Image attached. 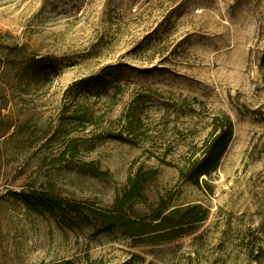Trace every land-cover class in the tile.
I'll return each mask as SVG.
<instances>
[{"label":"rangeland","instance_id":"obj_1","mask_svg":"<svg viewBox=\"0 0 264 264\" xmlns=\"http://www.w3.org/2000/svg\"><path fill=\"white\" fill-rule=\"evenodd\" d=\"M0 36L43 62L0 87V264H264V0H0ZM223 117L217 168L180 179ZM150 172L124 214L197 206L190 234L50 203L107 213Z\"/></svg>","mask_w":264,"mask_h":264},{"label":"trees","instance_id":"obj_2","mask_svg":"<svg viewBox=\"0 0 264 264\" xmlns=\"http://www.w3.org/2000/svg\"><path fill=\"white\" fill-rule=\"evenodd\" d=\"M42 63V60H36L32 54L28 53L26 48H22L17 44H10L4 37L0 36V87H6L9 84L10 75L13 71L20 78H24L25 75L38 77ZM4 110L5 106L1 107L0 113ZM232 135L231 121L228 117H223L216 131L201 147L200 155L189 160L180 169V179L197 182L202 176H209L217 168ZM152 176L153 172L138 173L136 178L133 179L134 181L132 180L131 190L121 199V204L107 213L89 210L84 206L56 198H51L50 203L58 208L64 205L69 213L76 215H83V211H88L99 221L107 224L110 228L118 229L140 245H157L171 242L190 234L194 227L203 220V214L197 206L163 208L153 211L150 216L141 220L131 219L124 214L125 203L127 204L137 197L141 192L142 184Z\"/></svg>","mask_w":264,"mask_h":264}]
</instances>
